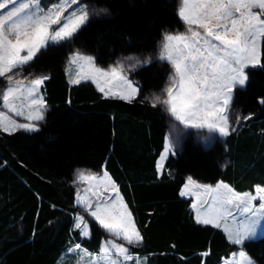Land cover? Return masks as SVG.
<instances>
[{
  "label": "trees",
  "instance_id": "obj_1",
  "mask_svg": "<svg viewBox=\"0 0 264 264\" xmlns=\"http://www.w3.org/2000/svg\"><path fill=\"white\" fill-rule=\"evenodd\" d=\"M84 1L106 12L23 68L49 77L41 85L44 119L34 131L0 130V264H74L76 254L68 251L74 245L100 250L105 230L95 219L87 218L88 237L73 227L78 168L104 169L117 184L143 238L132 254L144 264H221L236 250L264 264V235L230 243L221 227L197 222L192 198L180 192L187 176L223 179L238 191L264 185V37L260 63L247 68L246 84L234 90L236 130L208 146L186 137L158 173L167 113L146 95L164 87L168 62L154 56L132 68L139 90L131 102L105 97L90 80L70 83L64 65L76 48L100 65L120 54H154L164 31L183 28L177 0Z\"/></svg>",
  "mask_w": 264,
  "mask_h": 264
},
{
  "label": "snow or ice",
  "instance_id": "obj_2",
  "mask_svg": "<svg viewBox=\"0 0 264 264\" xmlns=\"http://www.w3.org/2000/svg\"><path fill=\"white\" fill-rule=\"evenodd\" d=\"M0 10V78L8 82V86L0 90V106L7 107L17 115L24 114L25 106L29 109L35 106V114L25 118L29 121H41L44 119L46 105L43 97L38 96V91L49 77H36L27 85L22 80H14L13 77L25 66L30 65L42 51L70 42L92 16L105 13L106 9L90 10L89 6L81 4L80 0H56L47 9L41 7L40 0H3L0 2ZM178 15L188 26L187 34H165L163 37L158 58L171 65L172 74L169 76L170 86H166L160 94L153 95L152 106H161L170 115L174 121L172 128L176 132L197 128L218 132L220 136L227 137L236 130L230 127L229 121L233 88L244 86L247 80L246 69L260 63L257 37H264V0H197L195 6L190 0H181ZM192 25H196V29H193ZM77 61H84L94 68V58L78 51L69 56L70 64ZM120 69L121 64L117 62L109 71H94L101 76H110L114 80L122 81L128 91L127 94H119V98L131 102L138 95V89ZM80 82L81 79L70 81L73 84ZM99 90L105 97L118 95L111 92V89ZM21 98L27 103L22 104L18 110L10 101ZM236 119L239 122L241 117ZM36 127L33 123L12 122L10 128L4 127V131H34ZM172 146L171 139L166 136L165 152ZM161 158H164V154ZM161 168L162 165L158 161V173ZM105 178L111 179L106 173ZM77 179L83 181L100 178L85 177L83 173H79ZM194 184L192 178L188 177L185 187ZM112 187L118 193L114 183ZM202 187L215 192L216 195L211 196V204H206L209 218L201 219L198 215V223L220 227V221H227L232 215L229 208L235 207L241 214V219L235 229L224 228L229 242L242 246L246 240L255 236L256 226L264 220V186L255 185V194L238 193L223 182H219L215 189L209 185ZM181 195H184L183 191ZM255 201L259 203L256 204ZM77 202L101 228L114 237L126 241L128 245H138L142 242L143 238L131 219V213L127 211V205L121 202L117 207L116 201L112 200L110 203L97 202L93 208L91 201L79 194ZM74 220L73 227L81 229L80 235L90 236L84 217L78 215ZM68 251L76 254V264H126L133 259L128 254L127 247L113 240L101 244L98 254L88 253L79 244ZM238 255L241 258L239 264H252L244 251L241 250ZM135 264L140 262L137 260Z\"/></svg>",
  "mask_w": 264,
  "mask_h": 264
},
{
  "label": "rangeland",
  "instance_id": "obj_3",
  "mask_svg": "<svg viewBox=\"0 0 264 264\" xmlns=\"http://www.w3.org/2000/svg\"><path fill=\"white\" fill-rule=\"evenodd\" d=\"M0 2H3V0H0ZM55 2H56V0L52 1L51 3L50 2L46 3V0H40L41 7L45 8V9L50 7ZM190 2L193 4V6H195L197 0H190ZM80 3L81 4H87L89 6L90 10H92V9L99 10V8L93 7L91 4H89L88 2H86L84 0H80ZM177 3H178V5H177V12H178L179 8L181 7V0H177ZM9 7H11V5H9ZM73 7H75V6H73ZM0 12H2V10H0ZM55 27L56 26H53V28H55ZM196 27H197L196 25H192L193 29H196ZM187 28H188V26L183 22V28H181V29L164 31L161 35L160 40H159L157 51L154 54L146 55L143 57H139L138 55H133V54H120L115 59H113L111 62H109L106 65H100L99 63H97L94 55L90 52H87V51L82 50V49H77V48L73 49L68 53L66 60H65L64 69H65L67 78L69 81L75 80V79H81V81L90 80L91 82H93L95 84V86L98 89L104 88L105 91H109V89H111V92L117 93L118 95H116V96L119 97V94H127L128 90H127L126 85L122 81L114 80L110 76H101L98 73H96L94 71V69H101L104 71H109L111 67H113L117 64V62H120V64H121L120 70H121L122 74L125 75L129 80L133 81L134 82L133 86L137 87V89L139 90L138 84L132 78H130V71L132 70V68H134V65L137 66V65L143 63L144 61H148L149 59H151L154 56L159 57L161 44H162L164 35L165 34H170V35L187 34ZM199 30L201 32L203 31L202 29H199ZM261 39H262V37H260V36L257 37V46H258L259 54H260ZM77 51L84 54L85 56L93 57L94 58V68L92 65H89V64L85 63L84 61H77L74 64H70L69 63V56L72 53L77 52ZM171 74H172V68H171V65L169 64V72H168L164 87L159 91L147 94L146 97L149 100H152L154 94H160L166 86H170L169 76ZM245 75L247 76V71H245ZM40 76H45V75L42 73H29L28 74V73H24L22 70L19 72L18 75H15L13 77V79L14 80H22V81H24L25 85H27L30 80H32L36 77H40ZM85 76L90 77V78L89 79H82V77H85ZM7 86H8L7 80L4 78H0V90L5 89ZM237 87H242V86L234 87L233 88V94H234V90ZM38 96L43 97V95L41 93V86H40L39 91H38ZM165 96H166V94H165ZM10 103H14L15 106L17 107V109L19 110L20 106L22 104H26L27 102L23 101V99L21 98L19 100L10 101ZM45 105H46V103H45ZM46 107H45V109H46ZM45 109H44V113H45ZM23 112H24L23 115H17L16 112H14V111L10 112L7 107L0 106V130H4V127L10 128L12 122H15L18 124L33 123L37 127L42 122V120L41 121H29L25 118L26 116H28L30 114L31 115L35 114V106H33L31 109H29L27 106H25L23 108ZM237 117H241V116L231 106V110L229 113L230 127H234V128L236 127V125L238 124L237 119H236ZM173 123H174V121L172 120L170 115L167 113L168 129H167L166 136L171 139L173 146L170 148V150L168 152H165V143H164V148L159 155L160 164L164 163V160L169 155V153L177 152L180 145H181V142L183 141V139H185L188 136H192L200 144L206 145V146L211 145L216 140L223 141L225 138V137L220 136L218 132H209L207 129L188 128V129H184L182 131L176 132L172 128ZM180 127L182 128L183 126H180ZM162 154H164L163 159L161 158ZM99 172H105V170L102 169V170H99ZM79 173H83L85 177L96 176V177H99L100 179H95V180L85 179L83 181H80L77 179V176ZM107 177H109V176L107 175ZM188 177H191V176L186 177V181H185L184 185L182 186L181 192L182 191L184 192V196H189L192 198L191 206H192V209L194 211V216H195L196 220H197L198 215L200 216L201 219L209 218V216H208L209 209L206 207V204L212 203L211 196L216 195V193L205 190V188H203L202 186L209 185L212 187V189H215L216 185L219 182H223L224 184H227V185H229V184L226 181H224L223 179H217L213 182H205V181H201V180H198V179L191 177L192 180L195 182V184L194 185H188L187 187H185L186 182L188 180ZM73 181H74V184L76 186V203L79 205V211H78V214L76 216H78V215L83 216L84 220L86 222H87L88 217L89 218H93V217H91L88 214V212H86L84 210V207L77 202V195L78 194L80 196L84 197L86 200L91 201L93 208L97 202L110 203L112 200H115L116 206L119 207L120 203L118 202V195L113 190V187H112V184H110V181L107 178H105V176H103V174L97 173V172L93 173V170L86 169V168H78L74 172ZM256 185L264 186L263 184H256ZM234 190L238 193L251 192V193L255 194V187H254V190H244V191H238L236 189H234ZM254 203L258 204L259 201H255ZM218 206L219 205H214V207H218ZM229 211H231L232 215L227 218V221H225L223 219L220 221V224H221L220 227L223 230L225 227H230L232 229H235L237 222L241 219V214L239 213L238 209H236L235 207H230ZM88 229L90 231L89 224H88ZM263 235H264V220H262L261 223L256 226V233L252 239H256V238L261 237ZM227 236H228V234H227ZM109 240H113L116 243L123 244L125 247L128 248V254L133 259L127 261L126 264H135V262L137 260L140 262V264H144V260L140 256L132 254V248L134 245H128L126 241L119 239L117 237H114L112 234L105 231V236H104L101 244H103ZM130 246H131V248H130ZM82 249H84V248H82ZM240 251L241 250H236V251L232 252L228 257H226L222 260L221 264H228L229 261L231 262V264H239L241 258L239 257L238 253ZM99 252H100V250L98 252L88 251V253H90V254H98ZM233 254H236V255L234 256ZM246 255L250 258L252 264H258L250 255H248L247 253H246ZM113 258H115L114 253H113ZM76 262H77V258H75L74 264H76ZM104 264H106V262H104Z\"/></svg>",
  "mask_w": 264,
  "mask_h": 264
},
{
  "label": "crops",
  "instance_id": "obj_4",
  "mask_svg": "<svg viewBox=\"0 0 264 264\" xmlns=\"http://www.w3.org/2000/svg\"><path fill=\"white\" fill-rule=\"evenodd\" d=\"M39 126V125H38ZM37 128V127H36ZM23 130H25V129H23ZM28 131V130H27ZM159 161V157H158V159H157V162ZM161 165L163 166V163H161ZM162 169V168H161ZM161 169H160V171H161ZM76 171V170H75ZM101 173V174H103V176H105V173L110 177V175L105 171V172H99V171H94L93 170V173ZM111 178V177H110ZM110 184H115V187H116V189H118V186H117V184L114 182V180L111 178L110 180ZM182 189V188H181ZM180 192H181V190H180ZM115 193L118 195V202L119 203H123V204H125V205H127L126 203H125V201H124V199L122 198V195L120 194V192H119V190H118V193L115 191ZM127 211L128 212H130L129 211V209H128V206H127ZM131 219L133 220V218H132V215H131ZM134 221V220H133ZM135 223V222H134ZM136 225V224H135ZM136 228H137V226H136ZM138 229V228H137ZM122 242V241H121ZM130 248H131V246H130Z\"/></svg>",
  "mask_w": 264,
  "mask_h": 264
}]
</instances>
